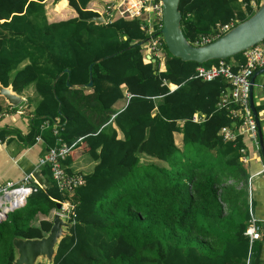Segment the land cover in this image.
<instances>
[{"label":"trees","instance_id":"trees-1","mask_svg":"<svg viewBox=\"0 0 264 264\" xmlns=\"http://www.w3.org/2000/svg\"><path fill=\"white\" fill-rule=\"evenodd\" d=\"M43 1L0 0V83L20 95L29 87L35 93L28 99L30 130L24 136L10 131L30 146L39 135L44 152L60 138L70 147L61 161L65 173L83 183L67 193L49 166L42 167L46 188L0 222V264H13L14 237L44 236L51 210L66 200L74 204L71 227L52 264H264V232L251 248L245 235L250 175L241 149L248 146L243 135L224 141L220 132L234 123L227 109L234 106H217L230 87L221 77L193 78L197 66L220 60L183 61L164 44L165 70L159 71L158 61L144 60L140 43L148 34L139 19L106 16L95 24L87 21L99 15L89 9L92 0H68L76 15L52 21ZM260 1L253 7L251 0H180L182 32L193 43L216 24L248 18ZM64 8L61 1L53 9ZM223 61L236 71L245 58L241 52ZM65 68L69 73L56 79ZM120 100L125 103L117 109ZM5 104L0 97V117L10 109ZM255 106L258 114L264 108ZM195 113L203 119L194 122ZM45 121L48 127L40 129ZM10 131L0 129V140ZM73 152L95 162L90 172H73ZM143 157L152 162L142 163Z\"/></svg>","mask_w":264,"mask_h":264},{"label":"built area","instance_id":"built-area-1","mask_svg":"<svg viewBox=\"0 0 264 264\" xmlns=\"http://www.w3.org/2000/svg\"><path fill=\"white\" fill-rule=\"evenodd\" d=\"M251 5H255L254 0H251ZM91 10L98 12L99 15L103 17L104 22L106 16L109 18H123L126 20L139 19L141 21L140 27L148 34L149 38L144 44V60L150 62L151 58H155V62L158 61V70L160 71L159 64L160 62L165 61L163 51L164 41L160 32L162 29L161 0H111V4L103 9L105 17L101 15L103 13L100 14L97 9ZM233 26L234 22L216 24L210 33L200 35L192 44L202 45L211 42ZM243 56L245 62L240 65L236 71H234L229 64L220 60L218 64L197 66L193 78L202 81H211L221 77L226 81L230 88L225 93L223 92L221 94L217 106L224 107L227 105H233L234 107H228L227 109L228 115L234 120V123L231 127L221 129L220 132L223 140L233 141L236 136L241 134L243 137L247 136L255 151L259 152L256 124L249 107V89L250 79L254 71L264 66V40L246 49L243 52ZM259 88L264 95V83L260 84ZM20 110L21 108H19L18 112L22 113ZM202 119L203 115H199L198 113H195L192 118L194 122H199ZM237 121L239 124L238 126H235V122ZM47 127V121L40 125V129H45ZM57 129L58 128L55 125L52 129L53 134L58 133ZM34 139L35 142H41L39 135H36ZM69 151L70 147L63 143L60 138H57L55 146L48 148L38 159V167L48 165L57 187L67 193H71L76 187L83 183L81 177L68 176L65 173L61 161L68 156ZM241 152V162L243 165H246L250 158L248 155L249 149L245 147V149H241ZM258 174L264 175V164L262 170ZM228 182L231 183L232 181ZM240 186H242V183L239 184V187ZM246 189L250 217L245 230V235L249 238V248H251L252 243L259 240L262 237L263 232V221L258 219L253 212L252 176L247 180ZM36 191L37 188L34 185H31L28 181L18 184L13 182L3 183L0 186V221L6 218V214L9 211L23 207L26 199ZM73 207V202L66 200L61 203L59 209H54L53 213H60L66 220H68L72 214ZM244 264H249V259H246Z\"/></svg>","mask_w":264,"mask_h":264},{"label":"water","instance_id":"water-1","mask_svg":"<svg viewBox=\"0 0 264 264\" xmlns=\"http://www.w3.org/2000/svg\"><path fill=\"white\" fill-rule=\"evenodd\" d=\"M179 3L180 0H161L162 29L160 32L167 51L183 61H194L203 64L210 60H224L264 40V0L260 1L258 7L248 18L236 23L213 41L202 45H194L184 36L181 28ZM87 21H92L95 24L104 22L99 15L89 17ZM148 40L149 38H146L140 44L146 43ZM110 56H113V54ZM107 57L109 56L99 58L95 63ZM150 61L154 64L155 58H151ZM90 70L91 66L89 67L88 86L92 85ZM63 73H69V70L65 68L58 74L56 79ZM263 74L264 66L257 69L250 79L249 107L256 124L259 153L264 162V136L253 93L256 78ZM66 82L68 83V77ZM0 97L10 107L17 106L23 99L20 94L12 90L10 85L5 87L1 83ZM60 207L61 204L56 202V208ZM70 227L71 222H68L62 214L56 212L53 214L51 227L44 236L39 238L14 237L12 240L15 255L13 264H36L38 259H44L47 264H52L57 245L61 238L68 234Z\"/></svg>","mask_w":264,"mask_h":264},{"label":"crops","instance_id":"crops-1","mask_svg":"<svg viewBox=\"0 0 264 264\" xmlns=\"http://www.w3.org/2000/svg\"><path fill=\"white\" fill-rule=\"evenodd\" d=\"M65 1L66 9H64L63 12H67L70 15L66 17H59L65 16L64 13L59 14L57 12H53L51 18L48 17L49 20H60L76 15L74 10L68 6V1ZM97 1L99 0H92L90 4H95ZM103 7L104 4L101 9H103ZM52 17H54V19H52ZM159 68L160 71L165 70V61L160 62ZM168 86L170 90H173L176 87L173 84H169ZM27 94L33 96L35 100L33 87H29L21 94L23 98L21 103L24 101V98L27 97ZM257 96L262 97L263 100H260L259 103H256L264 105V96H262V91L260 88L257 91ZM124 103V100H120L114 104V107L121 109L124 106ZM21 106L22 105L20 104L19 106L12 107L0 118V129L6 128L8 131L15 129L18 130L22 136L28 133L30 130L31 113L29 112L27 115L25 111L26 108ZM19 108H21L20 111H22V113L18 112ZM259 117L263 119L262 131L264 136V108L259 113ZM12 132L10 131V133ZM178 135L182 139V135L179 133ZM244 139L247 143L249 149L248 155L250 157L245 168L249 175L252 176V182L254 183L253 186L255 185V188H253L254 198L252 197L253 212L258 219L263 221L264 232V175L258 174L262 170L264 162L259 152L255 151L253 148V145L248 140L247 136H244ZM43 153L44 146L42 142H35V144L31 146L26 145L14 132L13 134L6 136L3 140H0V186L5 182H13L18 184L28 181L31 185H34L37 190L45 189L46 183L44 181V177L41 174L42 167H38V159L43 155ZM71 158L72 164L70 167L73 169V172L88 173L92 170L95 164V162L92 161L87 154L73 152ZM261 258L264 259V248L261 252Z\"/></svg>","mask_w":264,"mask_h":264},{"label":"rangeland","instance_id":"rangeland-1","mask_svg":"<svg viewBox=\"0 0 264 264\" xmlns=\"http://www.w3.org/2000/svg\"><path fill=\"white\" fill-rule=\"evenodd\" d=\"M61 1H65V0H44L43 2H44V5H45V8H47L46 9V13H47V16L48 17H50L51 18V15H52V13L54 12L55 13V11H54V7H55V5L57 4V3H59V2H61ZM68 1V0H67ZM102 6H103V2H102V0H99V1H97V2H95V4H93V3H91V4H89V8L90 9H97L99 12H100V14L101 13H103V14H101V15H103L104 17H105V15H104V8L105 7H103V9H101L102 8ZM100 8V9H99ZM64 9H66V1H65V8ZM63 9V10H64ZM63 10L62 11H60V12H57V13H59V14H61V13H64V15L65 16H59V17H66V16H69L70 14H68L67 12H63ZM100 16V15H99ZM56 17H58V16H56ZM101 17V16H100ZM103 18V17H102ZM52 19H54V17H52ZM55 19H58V18H55ZM262 83H264V74L261 76H258L257 78H256V85L254 86V99H255V101L257 102V103H259L260 102V100L262 101L263 100V98L262 97H259V96H257V91H258V89H259V85L260 84H262ZM27 90V89H26ZM27 97H25L26 98V100L27 99H32L33 98V96H30L29 94H27L26 95ZM262 96H264L263 95V93H262ZM21 107H23V108H26L25 109V111H26V114L28 115V113L30 112L31 113V111H32V107L30 106V104L29 103H27V101H23L22 103H21ZM31 109V110H30ZM28 117V116H27ZM175 143H176V145L180 148V149H182V140H181V137L178 135V134H175ZM141 162L142 163H151L152 162V160H150L149 158H147V157H143V158H141ZM253 197V196H252ZM11 212H9V214H10ZM36 222H35V224L38 222V218H37V220H35ZM36 264H47V261H45L44 259H38L37 261H36Z\"/></svg>","mask_w":264,"mask_h":264},{"label":"clouds","instance_id":"clouds-1","mask_svg":"<svg viewBox=\"0 0 264 264\" xmlns=\"http://www.w3.org/2000/svg\"><path fill=\"white\" fill-rule=\"evenodd\" d=\"M253 7H254V6H253ZM234 25H235V24H234ZM147 38H148V36H147ZM191 43H192V42H191ZM144 44H145V43H143V45H144ZM243 52H244V51H243ZM155 63H156V62H155ZM254 72H255V71H254ZM254 85H256V80H255ZM253 93H254V86H253ZM254 103H255V105L257 104L256 101H255V99H254ZM20 104H21V102H20L17 106H19ZM9 107H10V106H9ZM15 107H16V106H15ZM11 108H12V107H11ZM258 115H259V114H258ZM260 121H261V118H260ZM259 154H260V153H259ZM241 164H242V162H241ZM242 165H243V164H242ZM243 166L245 167L246 165H243ZM249 177H251V176H249ZM249 177H248V178H249ZM228 183H229V182H228ZM246 184H247V182H246ZM246 190H247V189H246ZM27 199H28V198H27ZM27 199H26V201H27ZM59 203L61 204V202H59ZM25 204H26V202H25ZM25 204H24V205H25ZM20 208H22V207L15 208V209H13V210H11V211H9V212H13L14 210H17V209H20ZM54 209H57V208H56V205H55V207L51 210V213H52V215H51V220H52V217H53V214H54V213H53V210H54ZM58 209H59V208H58ZM9 212L6 214V218H5L4 220L7 219ZM4 220H1L0 222H2V221H4ZM68 220H69V219H68ZM68 220H67V221H68Z\"/></svg>","mask_w":264,"mask_h":264},{"label":"bare ground","instance_id":"bare-ground-1","mask_svg":"<svg viewBox=\"0 0 264 264\" xmlns=\"http://www.w3.org/2000/svg\"><path fill=\"white\" fill-rule=\"evenodd\" d=\"M18 201H20V200H18Z\"/></svg>","mask_w":264,"mask_h":264}]
</instances>
